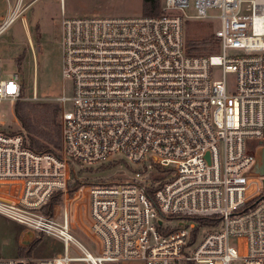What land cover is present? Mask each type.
I'll list each match as a JSON object with an SVG mask.
<instances>
[{"label": "built area", "instance_id": "obj_1", "mask_svg": "<svg viewBox=\"0 0 264 264\" xmlns=\"http://www.w3.org/2000/svg\"><path fill=\"white\" fill-rule=\"evenodd\" d=\"M21 11L22 0L7 5L0 34ZM160 12L60 19L59 145L33 152L0 122V216L61 254L0 264H264V177L250 173L264 147V0H163ZM188 20L219 22L207 54H188ZM20 95L16 73L0 77V102ZM112 157L135 168L127 183L68 197L71 172ZM80 206L92 254L68 234Z\"/></svg>", "mask_w": 264, "mask_h": 264}, {"label": "rangeland", "instance_id": "obj_2", "mask_svg": "<svg viewBox=\"0 0 264 264\" xmlns=\"http://www.w3.org/2000/svg\"><path fill=\"white\" fill-rule=\"evenodd\" d=\"M14 2L15 0H0V23L7 13V5L12 7ZM188 12L193 14L192 10ZM208 14L215 16L219 11L209 10ZM139 15H141L140 0H22V11L0 34V77L7 79L12 73H16L21 83L19 101L13 105L7 101L0 102V122L3 123L1 126L3 131L10 134L19 132L31 136L49 148L57 149L60 140V117L59 106L55 99L61 94L58 47L60 19L63 16L135 17ZM218 27L219 22L215 20L185 21L183 26L185 46L193 45L202 39L206 43L205 54H207L210 43L209 29ZM209 53L218 54L216 49ZM234 55H236L234 51L227 52L228 57ZM212 78L215 80L220 78L218 68H212ZM63 92L65 96L70 95L68 82L64 83ZM14 108L17 109V115L14 114ZM65 110H69V104L65 106ZM108 161L92 167H82L95 171L76 173V179L93 182L96 183L95 185L127 183L135 168L118 157H112ZM114 162H117L115 166L107 168ZM76 170L78 169H75V172ZM60 204L59 200L53 214L56 218H59ZM73 212H75V220L72 219L73 213L68 216V234L92 254L93 244L77 228V224L84 223V207L80 206ZM171 226H175V222L171 223ZM27 231L24 227L0 216V258L26 256L31 260H39L61 254V245L56 239L36 236ZM20 250L21 255L18 256L17 252ZM66 252L70 258L82 256L72 243L67 244ZM116 264L142 263L134 260ZM232 264L241 263L236 261Z\"/></svg>", "mask_w": 264, "mask_h": 264}, {"label": "trees", "instance_id": "obj_3", "mask_svg": "<svg viewBox=\"0 0 264 264\" xmlns=\"http://www.w3.org/2000/svg\"><path fill=\"white\" fill-rule=\"evenodd\" d=\"M162 1L163 0H140V13H141V15H143V16H156V15H159L161 13L160 12V8H161V5H162ZM186 48H187L188 54L194 55V56H202L206 52L205 51L206 50V43L204 41H202V39H201V40L197 41L196 43H194L193 45H187ZM14 114L17 115V109L16 108H14ZM11 134H20V133L17 132V133H11ZM23 137H24L23 139H24L25 146L29 150H31L33 152H36V153H44V152L51 151L50 148L46 144L37 141L36 139L32 138L31 136L23 135ZM112 161H108V162H112ZM116 163L117 162L110 163L107 166V168H112L113 166L116 165ZM77 169L78 170H76V172H74V173L71 172L70 173V179H71V182H72L70 184L69 188H68V193H69L70 196L73 194V192L79 186H82V185H95L96 184V183H93V182H87L85 180L80 181V180H77L76 177H75V176H77L76 173H81L83 171L92 173L95 170L85 169V168H82V167H77ZM133 172L134 171H132L131 173H133ZM59 200H60V198L58 197V195H54L52 197V199L50 200V202H49V207L57 205ZM44 214H47V213L44 212ZM17 255L18 256L21 255V250L17 252Z\"/></svg>", "mask_w": 264, "mask_h": 264}, {"label": "water", "instance_id": "obj_4", "mask_svg": "<svg viewBox=\"0 0 264 264\" xmlns=\"http://www.w3.org/2000/svg\"><path fill=\"white\" fill-rule=\"evenodd\" d=\"M252 175L264 177V147H260L256 154H255V165L252 168L251 172ZM264 184V180H263ZM160 224V222H157Z\"/></svg>", "mask_w": 264, "mask_h": 264}, {"label": "crops", "instance_id": "obj_5", "mask_svg": "<svg viewBox=\"0 0 264 264\" xmlns=\"http://www.w3.org/2000/svg\"><path fill=\"white\" fill-rule=\"evenodd\" d=\"M7 8V7H6ZM28 233H31V232H29V231H27ZM31 234H33V233H31ZM34 235V234H33Z\"/></svg>", "mask_w": 264, "mask_h": 264}]
</instances>
